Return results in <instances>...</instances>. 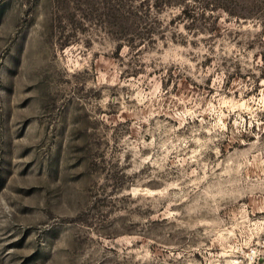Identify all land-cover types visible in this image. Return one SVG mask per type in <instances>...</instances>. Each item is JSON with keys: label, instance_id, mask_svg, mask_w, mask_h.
I'll return each mask as SVG.
<instances>
[{"label": "rangeland", "instance_id": "obj_1", "mask_svg": "<svg viewBox=\"0 0 264 264\" xmlns=\"http://www.w3.org/2000/svg\"><path fill=\"white\" fill-rule=\"evenodd\" d=\"M0 264H264V0H0Z\"/></svg>", "mask_w": 264, "mask_h": 264}]
</instances>
